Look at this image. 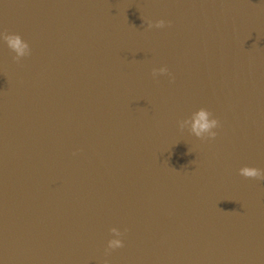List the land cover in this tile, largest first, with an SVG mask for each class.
<instances>
[{
	"label": "water",
	"instance_id": "95a60500",
	"mask_svg": "<svg viewBox=\"0 0 264 264\" xmlns=\"http://www.w3.org/2000/svg\"><path fill=\"white\" fill-rule=\"evenodd\" d=\"M244 167L264 173V0H0V264H264Z\"/></svg>",
	"mask_w": 264,
	"mask_h": 264
},
{
	"label": "clouds",
	"instance_id": "9594fccd",
	"mask_svg": "<svg viewBox=\"0 0 264 264\" xmlns=\"http://www.w3.org/2000/svg\"><path fill=\"white\" fill-rule=\"evenodd\" d=\"M162 23V21L158 22V26H160ZM4 39L7 41L8 46L15 50L17 56L27 54L28 45L23 42L19 36H5ZM209 117L210 113L205 109H200L193 114L192 130L197 136L207 134L209 138H212L216 135V132L213 131V129L217 128L218 120ZM240 175L245 177H255L257 179L264 177V173H262L259 168L254 167H244L240 169ZM111 231L115 234V238L109 239L107 241L105 249L106 252L112 249L119 248L123 244V241L121 239L122 232L117 231L115 228L111 229ZM105 264H107V261H105Z\"/></svg>",
	"mask_w": 264,
	"mask_h": 264
}]
</instances>
